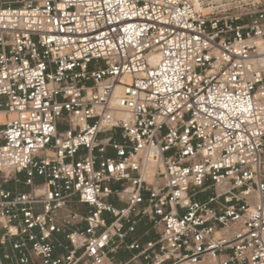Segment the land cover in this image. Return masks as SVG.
Segmentation results:
<instances>
[{"label": "built area", "instance_id": "built-area-1", "mask_svg": "<svg viewBox=\"0 0 264 264\" xmlns=\"http://www.w3.org/2000/svg\"><path fill=\"white\" fill-rule=\"evenodd\" d=\"M243 15L0 0V264H264V10Z\"/></svg>", "mask_w": 264, "mask_h": 264}, {"label": "rangeland", "instance_id": "rangeland-1", "mask_svg": "<svg viewBox=\"0 0 264 264\" xmlns=\"http://www.w3.org/2000/svg\"><path fill=\"white\" fill-rule=\"evenodd\" d=\"M196 3V0H193ZM201 4L204 3V8L206 9L205 13L210 10H218L219 12H224V14L228 15H236V14H247L243 15L244 21H248L250 19L249 14H254L258 10H264V0H200ZM4 120V118H3ZM186 264H193L190 262H185ZM179 264V263H173ZM198 264H208V260H205L202 263Z\"/></svg>", "mask_w": 264, "mask_h": 264}, {"label": "crops", "instance_id": "crops-1", "mask_svg": "<svg viewBox=\"0 0 264 264\" xmlns=\"http://www.w3.org/2000/svg\"><path fill=\"white\" fill-rule=\"evenodd\" d=\"M19 187L25 191L29 189L28 187L22 186V185ZM112 201L118 207L125 206V202L119 201L116 198H113ZM80 208L83 212H87V208L85 206H81ZM135 237L140 238L142 242H148V241L157 240L159 237V234L157 230H155L148 221L142 220L137 227V232L135 233ZM127 240L128 242H131L133 240V236L128 237ZM63 241H65L64 238H63ZM134 254H135V251L120 250L117 253L112 254V257L116 260V262H124V261L130 260L134 256ZM137 264H143V263L141 261H137Z\"/></svg>", "mask_w": 264, "mask_h": 264}, {"label": "bare ground", "instance_id": "bare-ground-1", "mask_svg": "<svg viewBox=\"0 0 264 264\" xmlns=\"http://www.w3.org/2000/svg\"><path fill=\"white\" fill-rule=\"evenodd\" d=\"M194 6L198 9V10H202V11H205L206 9L202 6L200 0H196V3H194ZM2 120H3V116L0 117ZM185 262H188V261H183V262H178L179 264H186Z\"/></svg>", "mask_w": 264, "mask_h": 264}]
</instances>
